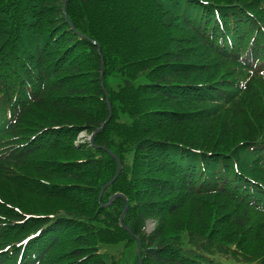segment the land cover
<instances>
[{"label": "trees", "instance_id": "trees-1", "mask_svg": "<svg viewBox=\"0 0 264 264\" xmlns=\"http://www.w3.org/2000/svg\"><path fill=\"white\" fill-rule=\"evenodd\" d=\"M254 2L66 0L65 12V0H0V181L47 185L50 196L69 201L96 196L95 205L86 199L87 206L70 212L28 218L0 205L6 210H0V264L50 262L65 233L124 209L123 197L102 204L116 191L130 202L125 222L141 240L143 264L234 262L217 260L203 246L185 250L173 231L178 227L167 223L187 202L206 200V225L220 231L207 239L228 247L238 240L232 228H246V214L261 205L254 194L262 184L256 159L241 156L250 145L258 148L260 137L222 141L235 129L220 120L254 90L257 77L264 78V0ZM134 8L138 14L128 16ZM107 99L112 117L94 144L76 143L80 133H93L107 119ZM107 149L123 170L99 203L101 188L117 171ZM222 197L245 210L221 220ZM149 221L155 222L150 233ZM87 231L71 235L68 261L108 264L88 238H79ZM236 246L264 264L262 249Z\"/></svg>", "mask_w": 264, "mask_h": 264}, {"label": "rangeland", "instance_id": "rangeland-1", "mask_svg": "<svg viewBox=\"0 0 264 264\" xmlns=\"http://www.w3.org/2000/svg\"><path fill=\"white\" fill-rule=\"evenodd\" d=\"M256 2H254L253 5H255ZM131 14L133 16H136L138 14V11H136L135 8L134 10H128V16H131ZM101 76L102 74L100 72V77ZM101 82L103 83V80ZM237 97L235 98V102L237 101ZM107 101L109 102V100ZM228 109L229 110H224V114L221 115L220 120L232 122L235 130L230 134L228 132L224 137L221 136L222 141H225L226 139V141L234 140L237 137V139H239L241 135L260 137L259 142L261 143L259 147L257 148L256 145H250V149L245 153H242L241 156H246V158H248L251 163H253V161L256 159L255 165L257 166V170L259 171L258 181L262 183V186L260 185V188H258L254 192V194L256 195L262 207L260 205V207L253 208L249 211L248 214H246V218H248L247 227L243 228L242 231L240 229L232 228L227 223L225 225L224 223H222V226L232 228L233 234L237 237L238 240H234V238L230 234H228V236L231 240H234V242L239 243L240 247L242 245L246 249L248 248V251H256L259 249H262V251H264V78L257 77L254 81V90L252 92H247L246 94H244L242 97H240L237 103H235L231 108ZM250 112H256V116L254 117L256 118L255 121L250 120ZM124 119L125 118H122V120ZM25 122L28 121L26 120ZM29 122H32V124L34 125L30 128L34 129L36 126L33 121ZM34 122L38 121H36V119L34 118ZM87 139V132H82L79 134L76 142L84 143L87 141ZM49 191V186L43 185L41 187L39 185H36L34 187V183L30 185L29 182L27 183L26 179H22V182H18V184H14L8 181H0V205L8 206L10 208L14 207V209L19 211L22 210L23 212L28 213L27 218L32 216L29 214L45 215L52 213L62 214L65 212H70L71 210L78 208L79 205L87 206L86 199L90 201V205L92 202H94L95 205L96 196H94V194H90L76 202V200L69 201V199L50 196ZM116 193L121 192L116 191L114 194ZM253 199L255 198L253 197ZM98 200L99 203L102 202V197ZM18 201H20V206L16 204L18 203ZM108 202L102 203L103 206L108 207L112 204H108ZM205 204L209 205L208 201H189L186 203L184 209L180 213L172 216L170 218V221L167 223V228L178 227L173 231H177L176 234L179 235L178 239L180 243L183 244V248L189 251L195 245L203 246L207 250L213 251V256L217 260L226 262L229 259L230 261H234L230 262L231 264H255L254 262H251V258L253 259V256L243 255L239 251L240 249H238V247L236 246V243L232 242L233 244L230 243L231 245H228V247H226L225 245H222L220 247L219 243H210V240L207 239V235H217L220 231L206 225V223L210 224V221L209 218L206 217V213L208 212L205 209ZM201 205H203L204 207L199 208ZM218 206L223 210V212H225L221 220L227 221L229 220V217L233 218L234 215H238L245 210L243 206L225 197L218 199ZM125 208L126 205L124 209L120 208L118 211L111 210V212L106 215L107 218H103L102 223L88 222L81 225L82 228L86 227L88 231L85 233H80L83 234L80 235L83 237L79 238H88L90 240V243L94 245L93 248H95L94 250L97 254H99V257L104 256L108 264H134L135 257L138 253V247L136 243H133L129 238H127V236L123 234L117 226V223L120 225L121 217L124 214L122 217L123 225L125 227H128L125 222V215L130 208V202L128 209L125 211V213H123ZM0 210H2L4 213L6 212L3 207H0ZM196 213L203 214L194 216ZM231 214L233 215L229 216ZM214 217L215 215H212L211 225H216ZM0 220H3V218H0ZM154 223V221H150V224H148L146 228V231L148 233L154 230V227L152 225ZM96 227H101L99 232L92 229ZM150 227H152L153 229ZM82 228L79 229L78 227L77 230V228L74 227L73 230L70 231V234L65 233L62 237V243L60 242L59 244H57L56 249H54L50 253V262H45V264H53L54 262H59L60 260H62L61 263L63 264H74L72 260L68 261L67 258L71 256L67 255V250L74 245L71 235L79 233ZM197 230L203 231V235H199L197 233L194 234V232H196ZM191 231L194 232L192 233ZM91 233H94L93 237H90ZM246 234L247 236H245ZM200 250L205 251L204 249Z\"/></svg>", "mask_w": 264, "mask_h": 264}, {"label": "water", "instance_id": "water-1", "mask_svg": "<svg viewBox=\"0 0 264 264\" xmlns=\"http://www.w3.org/2000/svg\"><path fill=\"white\" fill-rule=\"evenodd\" d=\"M66 0H65V3H64V10L66 9ZM66 19H67V21H69V19H68V16H67V14H66ZM74 28V27H73ZM93 43H96L95 41H93ZM100 50V49H99ZM102 72H103V70L101 71V74H102ZM100 80L102 81V76L100 77ZM101 84H102V87H103V83L101 82ZM105 94L107 95V92L105 91ZM108 110H109V116H108V118L103 122V124L101 125V127H99V128H97L91 135H90V142L91 143H93V141H94V138H95V136L105 127V125L108 123V121L111 119V116H112V112H111V107H110V104H108ZM109 153L115 158V160L117 161V164H118V169H117V173H116V175L113 177V179L110 181V182H108L107 184H105L104 185V187L102 188V190H101V192H100V196H99V198H101L102 197V195H103V192L111 185V184H113L115 181H116V179L118 178V176L121 174V172H122V162H121V160L115 155V154H113L112 152H110L109 151ZM117 196H122L123 198H125L124 197V195H122V194H116V195H114L111 199H110V201H109V203L108 204H110L111 202H112V200L115 198V197H117ZM126 199V198H125ZM126 202H127V204H126V208H125V210H124V212L123 213H125V211L128 209V207H129V205H128V201L126 200ZM124 215V214H123ZM123 215H122V217H123ZM121 217V224L123 225V218ZM124 226V225H123ZM127 230H128V232L131 234V236L134 238V239H136L137 240V242H138V244H139V251H138V256L140 257V251H141V247H142V245H141V242H140V239L134 234V233H132V231L128 228V227H125ZM143 262H142V260L140 259V261H139V264H142Z\"/></svg>", "mask_w": 264, "mask_h": 264}]
</instances>
